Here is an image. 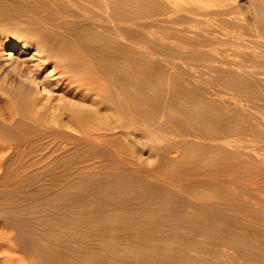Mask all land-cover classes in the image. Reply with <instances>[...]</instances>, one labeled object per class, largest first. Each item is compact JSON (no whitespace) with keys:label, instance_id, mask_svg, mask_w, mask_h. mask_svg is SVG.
<instances>
[{"label":"rangeland","instance_id":"rangeland-1","mask_svg":"<svg viewBox=\"0 0 264 264\" xmlns=\"http://www.w3.org/2000/svg\"><path fill=\"white\" fill-rule=\"evenodd\" d=\"M5 1L0 132L11 126V114L29 113L11 104L12 97L29 93L40 102L57 95L53 65L34 56L55 42L100 59L102 68L111 64L120 82L126 77L134 111L129 138L114 131L119 135L106 163L91 160L100 150L92 145L67 147L58 154L70 158L51 167L67 169L68 178L53 176L50 191L38 192L32 203L21 197L23 205L0 204V264H61V254L72 258L69 235L81 220L91 232L85 230L83 241L90 246L109 238L116 264H264V0H199L192 9L180 4V11L167 0H11L26 8L20 13L18 3ZM32 5L46 13V27L32 21ZM18 40L30 48L1 54ZM39 180L24 184L39 189ZM52 192L62 202L49 200ZM8 196L15 198L4 194L0 201Z\"/></svg>","mask_w":264,"mask_h":264},{"label":"bare ground","instance_id":"bare-ground-1","mask_svg":"<svg viewBox=\"0 0 264 264\" xmlns=\"http://www.w3.org/2000/svg\"><path fill=\"white\" fill-rule=\"evenodd\" d=\"M8 1H11V0H7V2ZM167 1L172 6V8H174L176 11H180V10L185 9L180 4L185 3L187 5L186 6L187 9H192V7H193L192 4L195 3L196 1H199V0H167ZM1 2L5 3L6 1L0 0V3ZM8 3H7V5H9ZM10 3H13L16 5L18 2L14 3L11 1ZM13 4H11L10 6L13 7L14 6ZM37 4H38V2H37ZM49 4L50 3L48 1V2H46V4H45V2H43L41 5H44V7L45 6L47 7ZM0 5H1L0 8H2V10L1 9L0 10L2 12L6 9L7 5L2 4V3ZM17 5H18L17 6L18 8L17 7L16 8L18 9V12L20 13L21 11H19V10H21L22 7L20 6V8H19V3ZM3 6H5L4 7L5 9L3 8ZM41 7L44 8L43 6H41ZM48 8L50 9V7H48ZM82 8H84V7L82 6ZM17 9H16V11H17ZM22 9L24 10L26 8L24 7ZM30 9H32V11H33L34 9L37 10L40 8H38V6L35 8H34V6L33 7L30 6ZM51 9H52V7H51ZM35 10H34V13L36 15L37 12ZM42 10H46V9H42ZM49 12H51V10H49ZM54 12L57 13L56 11H54ZM42 13L43 12H41V14ZM38 14H37V16H39V17L36 16V18L34 17V19L32 17L29 20L33 19L32 21L36 22L37 24L40 23L42 25V28L46 27V24H42L43 22H45L46 16L41 15L40 11L38 12ZM50 14H52V13H49V15ZM22 16H24V15H22ZM52 34H54V33H52ZM48 38L50 40H52L50 38V36ZM37 40H38V38H37ZM42 42L45 43V41H42ZM46 44H47V42H46ZM49 45H51V44H49ZM70 45L71 44H69V46ZM90 45H92V44H90ZM90 45H84L88 52H90L94 48V46L92 47ZM45 46H47V45H45ZM55 46H56V48H54V49L50 48L51 50L48 52H47V49H45L46 51H44V52H46V53L42 52V50H40V49L39 50L37 49L34 51V54H35L34 56L44 57L46 62H47L45 64L46 66H47V64L53 65L51 71H49L51 73H49V72L48 73L51 76L55 75L57 78V81H56V84L58 85V87L56 89V91L58 92V93H56L57 95L53 96L51 94L50 95L48 94L45 96V101L39 102L37 99L39 97H35V98L31 97L30 94L27 93V95L30 96L29 101L27 99L28 96L26 98L22 97L24 99H22V98H20V99L24 100L23 102H25V103L30 102L29 103L30 105L28 104L29 105L28 107L25 106L27 104H24L23 102H21V100L19 101L18 97H12V100L10 99V102L12 101L11 104H15L16 106L18 105V107L22 106V108L26 107L28 109H24V110L25 111L29 110L28 111L29 113L26 111L28 114H25V112L21 113L18 111V114L20 115V117H18L19 115L16 113L11 114V117H10V120L12 121V123H10L11 126L9 127V125H8V127H6V129L4 131L0 132V139L2 140V142L4 144V145L0 146V195H4V194L15 195L14 199H12L14 196L12 198H10L8 196L9 199L5 198V200H3L4 198L2 199V197H3L2 196L1 197L2 200L0 201V204H2V205H9L12 207H16L17 205H19V204H17V202H18V199L21 200L20 199L21 197H24L25 201H26V199L30 200V202H31V200L34 201L36 198L40 199L41 197L40 198L37 197L38 192H45L46 193L47 191H50V190H48L47 187L48 186L51 187V185H49V183H47V181L49 182L53 176H56L59 174H62V175L64 174L67 177V174H68L67 169H64V170L62 169L63 171H61V170L56 171L57 169L54 170V168H52L53 166L51 167V163H53V162L58 163V166L60 163H61V165H62V163L64 164V161H65L64 159H65V157L67 158L68 156L66 155L64 157V155L61 156L60 154H58L59 152L60 153L62 152L61 150H64L70 146H72V147L77 146L78 147L79 145L81 146L83 144H86L87 146L92 145V147L94 146L95 149L97 148L100 150L99 151L95 150V149H94L95 151L91 150L92 152H95V153H96V151H98L94 156L92 155L93 157L91 156L92 158L89 156L91 158V160L92 161L93 160L95 161L98 159L103 160L107 157L108 158L111 157L110 155L112 154L111 153L112 151L109 153V150H110V148H111V150H113L112 147H115V144H116L115 138L119 134L116 135L117 133H115L114 131H116V130L119 131L121 129L122 132L120 133V135L123 133L126 138H129L128 136L130 135V131H129L128 125L131 124V121L133 119L132 118L133 114L131 111V110H133V107H132V109H130V103L133 104V102H130L131 100H129L130 98L128 97L130 95H128L127 90H126L127 89L126 88L127 83H125V81H124L126 79V77L122 76L123 78H125L124 80H122L124 83L120 82L121 79H118L119 81L114 79V78H116V77H114L116 71H115V68H112L113 66L108 63L109 61H107V63L110 65L111 68L108 65H107L108 68H104V67L102 68V66L100 65L101 62H99L100 59L98 60V58H97V60H94L93 56L91 57V56L87 55V52L73 51V50H71V48H73V47L70 48L66 45L59 44L58 42H55ZM28 48H30V45L28 44V42L26 43V41L18 40V41H14V43H9V44L4 45V48H3L4 50L2 51L1 54L5 55L6 57H8V56L11 57L13 55V53H15L17 51L22 53L24 50H27ZM96 50H97V48H96ZM92 51H95V48ZM109 57L111 58L112 56L109 55L108 58ZM22 63H24V62H22ZM1 65H0V67H1ZM34 73L39 74L38 71L37 72L35 71ZM119 77H121V76H119ZM43 79L44 78H42V80ZM52 81H54V80H52ZM45 82H44V84H45ZM49 82H47V84ZM50 83H52V82H50ZM0 84H3V83L1 82ZM21 85L23 87H25L26 89H29V90L32 89V87L29 86V84H26L25 82H22ZM42 85H43V83H42ZM142 88H143V86H142ZM4 89H6V88H4ZM9 90H10V87H9ZM50 90H51V88H50ZM31 91H33V90H30V92ZM9 94H10V92H9ZM23 94H25V93H23ZM42 98L44 99V97H42ZM102 98H104L106 101H103ZM142 98H143V96H142ZM25 99H27V101H25ZM35 99H36V101H35ZM12 107H14V106L12 105ZM20 111H22V110H20ZM135 112H136V110H135ZM16 115H18L17 118H16ZM137 115H138V113H137ZM119 120L121 121V123L118 122ZM124 136L121 135V137H123V138H124ZM117 140L119 141L120 138L119 139L117 138ZM123 141H124V139H123ZM126 143H127V140H126ZM118 145H117V147H119ZM80 146H79V148H80ZM92 147H90V148L93 149ZM134 149H136V146L133 148V150ZM123 151H124V149H123ZM137 152H138V150H137ZM68 153H69V151H68ZM125 153H127V152H125ZM121 154L122 153H120V155ZM87 155H89V154H87ZM115 155H117V153H115ZM121 156H120V158H121ZM113 157L114 156L112 155V160L114 159ZM68 158H70V157H68ZM86 158H87V156H86ZM71 159H73V158H71ZM74 159H77V158H74ZM115 159L118 160L119 158L118 159L115 158ZM107 160H109V159H107ZM104 162L106 163L107 161L103 160V163ZM79 164H81V162ZM56 166H57V164H56ZM96 168H98V166ZM99 168H100V166H99ZM68 170L70 171V169H68ZM72 170H73V168H72ZM86 170H88V169H86ZM92 170L93 169H91V172L94 171V170L93 171ZM100 170H101V168H100ZM70 172L72 173V171H70ZM73 172L75 173V171H73ZM74 173H72V174L75 175ZM94 173H95V175L97 174V172H94ZM77 174L78 173L76 172V175ZM91 174H93V173H91ZM73 175H72V177H73ZM78 175H81V173ZM83 176L84 175L82 173V177ZM89 176H90V174H89ZM85 177H86V175H85ZM53 178H55V177H53ZM39 179H41L44 182V184L41 182L43 185H42V187L40 186L39 189L38 188L34 189L32 187H26L24 184V183H27V182L30 183V181L32 182V181L39 180ZM41 180H39V181H41ZM5 186H7L6 189H3V188H5ZM37 190H39V191H37ZM45 193H44V196H47V195H45ZM49 194H51V193H49ZM51 195H53V192ZM39 196H40V194H39ZM55 196H56V194H55ZM55 196L53 195L52 197H50L49 200H51V198L53 200V198ZM62 196L65 197L64 194ZM57 197H61V195H59V196L57 195ZM42 198H43V196H42ZM47 198H49V197H46V199ZM10 199H12V200H10ZM58 199L59 198H57L56 200H58ZM60 200H58V201H60ZM60 202H62V201H60ZM65 202L67 203L66 199H65ZM65 202L63 200V203H65ZM18 203H20V201ZM25 203L26 202L23 203V200H22V204L20 203V205H23ZM27 203H29V202H27ZM55 203H56V201H55ZM77 203H79V202L77 201ZM61 204H60V207L61 206L63 207V204L62 205ZM67 205H68V203H67ZM57 206H56V208H57ZM0 209H1V207H0ZM71 210H73V209H71ZM1 213H2V210H1ZM53 213L55 214V212H53ZM62 213H64V212H62ZM69 214L70 213L67 212V215H69ZM56 215H58V213ZM9 217H11V215H9ZM6 218H4V219H6ZM65 218H67V217H65ZM9 219H11V218H9ZM9 219H6V220H9ZM11 220H14V218H12ZM11 220L8 221V223L12 222ZM15 220H17V219H15ZM62 220H63V218H62ZM81 221H78L77 223H73V224H76V228H73L75 230L71 229V231L72 230L74 231L73 233L69 232L70 230L67 229L68 232L71 233V235H69L70 237H72L71 239H75L73 241V243L76 241L77 243L83 244V242L87 241L86 236H85V235H87V233L85 234V230H87V232H88L89 229H87L86 226H83ZM57 222H58V220H57ZM68 226H70V225H68ZM61 229L63 230V228H59V233H63V231ZM64 229H66V228H64ZM60 230L62 232H60ZM93 230H91L92 234L93 233L95 234L96 232H93ZM96 230H97V228H96ZM89 233H91V232H88V235H89ZM97 233H99V232H97ZM102 233H103V231H102ZM57 234H58V232H57ZM104 234L105 233H103V235ZM84 236H85V241H83ZM106 239L109 240V238H106ZM108 240H107V242L99 241V244H92L90 246L88 244L90 242H85V244L86 243L87 244H86V246L83 244V246H81L82 248L78 247L79 245H77V243H76V245H73L72 240H71L72 244L68 241L69 242L68 244H71V247L69 246V248H70L69 254L71 255L72 258L67 259L68 258L67 256H63L64 254L63 255L61 254V257L60 256L59 257L60 258L65 257V258H64V261L62 259V261H60V263L62 264V262L63 263L65 262L64 264H87L90 260H92L94 264H116L118 259L116 260L117 256L115 254L113 247L111 246V243H110L111 240L110 241H108ZM100 242H102V243H100ZM73 246H75L76 248H74ZM100 248L103 251L104 250L105 251L104 252L100 251L96 254L94 250L97 251ZM91 249H94L93 250L94 252ZM91 253L94 255H92ZM128 262H130V261H127V263ZM122 263L124 264L125 260H123Z\"/></svg>","mask_w":264,"mask_h":264}]
</instances>
